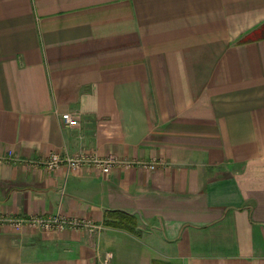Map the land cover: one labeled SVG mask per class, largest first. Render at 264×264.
<instances>
[{
    "label": "crops",
    "instance_id": "obj_1",
    "mask_svg": "<svg viewBox=\"0 0 264 264\" xmlns=\"http://www.w3.org/2000/svg\"><path fill=\"white\" fill-rule=\"evenodd\" d=\"M0 215L102 227H1L0 264H264V0H0Z\"/></svg>",
    "mask_w": 264,
    "mask_h": 264
},
{
    "label": "built area",
    "instance_id": "obj_2",
    "mask_svg": "<svg viewBox=\"0 0 264 264\" xmlns=\"http://www.w3.org/2000/svg\"><path fill=\"white\" fill-rule=\"evenodd\" d=\"M60 120L63 126L74 127L77 126V119L72 116L69 112H63L60 115ZM8 154L7 158L11 157ZM10 159V158H9ZM13 160L17 159L12 157ZM30 163V162H29ZM33 165L43 164L49 170H55L60 166H64L69 170H77L82 167H93L101 174H107L111 167L117 165L132 166L139 165L146 169H154L158 164L156 161L145 162V161H135V160H124L119 159L115 156H107L106 158H99L91 154L78 153L75 155H62L58 152H51L47 157L41 160L31 161ZM27 225L30 227H39L42 229H54L63 230L65 228H70L72 230H86L89 233H96L99 231L97 225L92 224L90 220L80 219V218H67L60 215H53L47 217L40 216H28V217H7L0 215V228L10 227L14 230H19L21 226ZM111 258L110 253H105L104 264H109Z\"/></svg>",
    "mask_w": 264,
    "mask_h": 264
},
{
    "label": "trees",
    "instance_id": "obj_3",
    "mask_svg": "<svg viewBox=\"0 0 264 264\" xmlns=\"http://www.w3.org/2000/svg\"><path fill=\"white\" fill-rule=\"evenodd\" d=\"M106 217L105 224L111 227L132 231L137 225L135 217L124 212L110 211L106 213Z\"/></svg>",
    "mask_w": 264,
    "mask_h": 264
},
{
    "label": "rangeland",
    "instance_id": "obj_4",
    "mask_svg": "<svg viewBox=\"0 0 264 264\" xmlns=\"http://www.w3.org/2000/svg\"><path fill=\"white\" fill-rule=\"evenodd\" d=\"M91 222H92V221H91ZM92 224L97 225V226H100V227H99V231L96 232V233H94V234H99V232L102 230L101 225H100V224H97V223H95V222H92ZM105 225H106V224H105ZM107 226H108V225H107ZM113 228H116V227H113Z\"/></svg>",
    "mask_w": 264,
    "mask_h": 264
}]
</instances>
